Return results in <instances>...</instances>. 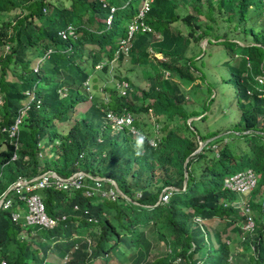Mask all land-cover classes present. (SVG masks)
<instances>
[{
	"label": "trees",
	"instance_id": "trees-1",
	"mask_svg": "<svg viewBox=\"0 0 264 264\" xmlns=\"http://www.w3.org/2000/svg\"><path fill=\"white\" fill-rule=\"evenodd\" d=\"M142 2L0 0V123L11 125L25 108L17 145L8 133L0 132V197L19 179L30 180L47 171L68 178L84 171L91 177L105 178L104 187L110 185L107 179L115 180L127 196L137 201H127L119 194L111 201L85 196L82 189L47 188L40 191L45 211L60 218L52 229L14 222V205L0 207V262L47 264L53 255L56 261L52 264H110L109 260L119 264H174L178 257L181 260L177 264H197L200 259L202 264H264V98L253 87L255 77L264 70V4L262 0H216L214 4L210 0H153L144 19L152 31L136 32L125 56L119 51V43ZM205 4L207 9L203 11ZM201 15L203 19L197 17ZM179 22L188 27V34L173 25ZM68 26L73 34L63 37L59 33L67 31ZM237 30L244 34L249 31L251 36L242 54L236 53L235 46L240 44L233 41L238 39L234 33ZM205 38L207 43L224 38L221 41L229 55L227 66L240 111L238 133L246 131L257 139L242 150L229 148V142L220 148L211 147L228 136L208 142L190 157L183 188V163L198 147L199 134L186 121L201 112H185L174 105V100L182 101L175 84L166 82L171 99L154 87L143 92L160 101V108L174 106L173 114L180 116L179 127L183 122L184 130L191 132L168 130L157 148L144 140L140 156L133 150L136 137L115 132L106 124L101 108L106 106L104 98L110 97L113 110L137 111L133 103L136 93L119 95L112 85L124 80L130 87L135 85L126 72L109 65L117 51L119 64L128 60L134 66L151 64V72H156L149 77L152 86L158 83L157 75L159 80L166 77L158 67L189 83L194 79L187 60L199 53L193 50L195 47H188L192 40ZM31 52L36 58L30 57ZM186 52L194 54L186 58ZM157 54L159 59L154 58ZM86 101L89 105L83 117L62 131L61 124L71 121L76 106ZM135 123L139 126L138 121ZM218 134L199 135L205 141ZM205 150H216L215 156L207 158ZM238 150L239 159L235 160ZM204 159L199 176L189 182L191 164ZM246 168L258 173L249 199L255 227L241 241L245 216L232 204L236 195L223 187V178ZM85 180L93 184L91 178ZM166 186L178 190H172L167 203L155 205ZM195 216L203 218L205 225L193 227ZM209 238L215 247L208 246L204 257L197 256L203 239L208 244ZM160 244L164 253L151 259L152 250Z\"/></svg>",
	"mask_w": 264,
	"mask_h": 264
},
{
	"label": "rangeland",
	"instance_id": "rangeland-1",
	"mask_svg": "<svg viewBox=\"0 0 264 264\" xmlns=\"http://www.w3.org/2000/svg\"><path fill=\"white\" fill-rule=\"evenodd\" d=\"M214 1V2H213ZM216 0H210V2L215 3ZM256 0H252V3H254ZM207 4H205L203 11H206ZM185 10H189L188 5L184 6ZM253 8L251 7V10ZM199 19H203V16H197ZM225 27V23H221ZM173 25H178L180 29L182 30L183 34H188L190 30L184 23H173ZM249 26V25H246ZM243 28V27H241ZM238 29V28H237ZM248 29V27H247ZM234 31L235 38L233 41L243 43L240 44V46H235L236 53L242 54L245 52L244 45H248L251 42V36L249 34V31L247 34H244L242 31ZM224 38H220L217 41L212 40L209 43H203V40H200L199 42L192 40L191 41V47H188V50H191L195 47V52H198L199 55L195 57H190L194 53L186 52L185 54L186 58L189 56V60H187V64L189 65L188 70L193 74V81L186 83L184 80H181L177 77L176 73L168 74L167 78H164L163 81L159 80L157 84L164 85L165 82H168L170 84H175L178 88V94H182V101L181 100H174V105L180 107L183 109H195L198 110V112H201V114L198 117L203 116L202 119H193L192 121H189L187 119L186 123L191 127V129L195 128L196 132H198L200 135H203L206 133V136H209L211 133L219 132L218 135L228 136V139L221 140L217 144L218 147H222L225 143H228L229 148H236L243 149L245 146L249 147L250 143H254L257 139V136L252 135L251 133H247L246 131H241L238 133L237 123L240 121V111L236 105V96H235V90L233 81L230 78L228 66H227V60L229 59V55L225 49L224 42L221 41ZM239 39L241 41H239ZM201 50H200V48ZM194 50V49H193ZM49 52L47 53V55ZM36 53L31 52L30 57H35ZM155 57V56H154ZM156 58V57H155ZM158 59V58H156ZM152 61H155L152 60ZM185 61L181 60V62ZM184 63V62H183ZM109 65L114 67V69L120 68V70L126 72L129 76V79H134L135 82L139 87H143L144 84L148 87L150 86L147 76V70L146 67L151 68L150 64L147 62L143 64L142 66H134L132 65L131 61L128 60L125 62V64L120 63L118 61H110ZM131 69V70H129ZM98 74V72H97ZM108 78V76H107ZM107 80V79H106ZM111 80V79H110ZM141 80V81H140ZM112 82L108 81V83ZM147 87V88H148ZM144 89L146 91V87L144 86ZM141 89L137 87V94H139V91ZM171 90L168 89L163 96H168L171 99V95H168ZM152 95L158 96L157 93L153 92ZM171 104V103H170ZM89 102H83L76 106L75 108V116L74 118L66 123L59 124L60 129L62 131L67 130L77 119H80L83 117L84 112L86 108L88 107ZM157 113L159 114V120L161 122V126L164 127L165 131L173 130L174 132H186L190 133L189 130H184V124L182 122V126L179 127V119L173 114L174 113V106L170 108H160V105L157 103ZM179 108V109H180ZM180 109V110H181ZM243 126V124L241 125ZM202 127V129L200 128ZM200 129V130H199ZM210 137H207V139ZM206 139V140H207ZM241 150H238V153L234 156V159H239V153ZM207 158H212L215 156L216 150H205ZM245 153V152H244ZM243 153V154H244ZM206 158V159H207ZM201 160L199 162L192 163L190 166V179L189 182L192 181V179L196 178L200 174V170L202 165H204L205 160ZM108 163V161H106ZM252 191H250L251 193ZM41 195V194H40ZM193 221V219H192ZM215 226L217 224H214ZM214 225L209 226V231H213ZM198 226V225H197ZM149 232V231H148ZM203 237V236H202ZM214 239V238H213ZM203 239V242L201 243V249L197 256L204 257V255L207 252L208 246H214L215 244L213 241H210V238L208 240V244H206V240ZM164 253V247L163 245L157 246L155 249L152 250L151 259L155 256H160ZM200 259L199 261H201ZM61 262V260H59ZM99 264H104L103 262ZM53 262H50L48 260L47 264H52ZM110 264H119L116 260H109ZM129 264V263H128Z\"/></svg>",
	"mask_w": 264,
	"mask_h": 264
},
{
	"label": "built area",
	"instance_id": "built-area-1",
	"mask_svg": "<svg viewBox=\"0 0 264 264\" xmlns=\"http://www.w3.org/2000/svg\"><path fill=\"white\" fill-rule=\"evenodd\" d=\"M153 0H143L142 5L138 11V14L135 18L128 21L126 25V37L120 41L119 51H121L125 56L129 55L130 42L134 37L136 32L148 33L151 32L152 29L146 22L144 21L147 12L149 11ZM264 4V0H262ZM111 13L115 12V7L110 8ZM110 15L107 18V23L111 22ZM63 37L67 35L73 34V29L71 26L67 27V31H61ZM118 51L115 53V60L118 59ZM236 56V55H235ZM98 67V66H97ZM255 83L253 87L257 91H261L258 93L259 97L264 98V70L262 73L258 74L255 77ZM114 86L116 89H125L128 87V83L126 81H115ZM248 93H252V91H248ZM107 97L104 98V102L106 103ZM1 103V96H0ZM39 103V101H37ZM24 109H21L15 121L9 126L0 125V130L2 132L8 133L10 138H14L17 145V138L19 127L22 123V118L24 115ZM106 119L108 122L112 124V127L115 130H123L125 128L132 135H138L141 137H145L135 126L132 124V116L129 112H123L121 115L114 114L111 110L106 111ZM261 126H264V122L261 123ZM262 141L264 142V131L262 132ZM150 145L156 146L157 139L151 138ZM13 159L16 158V153H14ZM88 176H84L81 173H77L74 177L68 178H55L54 174L51 175L49 172L44 173L40 179L35 180L29 184L21 185L20 181L17 182V185L12 190L13 196L4 199L2 202V206L4 208H9L13 202L15 203H23L25 204L26 212L24 215H21L19 211L12 210L11 211V219L14 222L22 221V224L25 226H40L46 229H52L55 227L60 221L59 217L49 216L45 211V206L42 201L41 196L38 194V190L47 189V188H56V189H82L86 196H100L102 198H107L111 201H115L118 193L115 188L110 183L109 186L104 187L102 181L98 179L93 180V184L86 182L85 178ZM90 178V177H89ZM258 182V173L253 168H246L239 170L233 174L226 175L223 178V187L228 190L230 193L236 195L235 200L232 202L237 208L240 210L241 214L245 216V222L243 223L242 230L243 232L240 235L241 241H243L246 236L254 230L255 224L252 218V210L250 208L249 199H250V191H252ZM172 194V190L163 191L161 194L160 202L167 203ZM140 197V194H137ZM230 203V202H229ZM74 209H77V206L74 205ZM64 219V216L61 217ZM192 226L196 225H205V220L199 216H195L192 221ZM228 242V241H227ZM170 251V249H168ZM181 260L178 257L174 264L179 263ZM231 261V257L229 258ZM0 264H7L6 260L2 259ZM198 264H202V261H198Z\"/></svg>",
	"mask_w": 264,
	"mask_h": 264
},
{
	"label": "clouds",
	"instance_id": "clouds-1",
	"mask_svg": "<svg viewBox=\"0 0 264 264\" xmlns=\"http://www.w3.org/2000/svg\"><path fill=\"white\" fill-rule=\"evenodd\" d=\"M159 56V54H157V57ZM113 60L114 61H117L118 59H116L115 60V55H114V58H113ZM112 60V61H113ZM169 72V71H168ZM169 74H170V72H169ZM173 74V73H172ZM166 78L168 77V74L166 73ZM179 78V77H178ZM124 81H126V80H124ZM127 83H128V87L127 88H125V89H116V92H118V94L119 95H126L127 96V94H128V92L130 93L128 96H130L131 95V93L133 92V93H136V95H133V97L134 96H136V99L134 98V106L137 108H135L137 111H135V112H133V111H129V110H127L126 108H121L120 110H117V111H115V110H113V108H111L110 107V101H111V98L110 97H107V101H106V106H104V107H102L101 108V110H102V112L104 113V118H105V122H106V124H108L111 128H113L112 127V124L110 123V122H108L107 121V119H106V111L107 110H111L114 114H116V115H121L123 112H129V113H131V116H132V119H133V121H132V124H134V126L142 133V134H144L145 135V137H141V136H138V135H132L129 131H128V129L127 128H125V129H123V130H115L114 128V131L115 132H122V131H124V132H127V133H130L132 136H134V137H136L135 139V142H134V148H133V150H134V152H135V154L137 155V156H140L141 155V153H142V151H143V144H144V140H147L148 141V143L150 142V139L151 138H156L157 139V144H156V146H152V145H150V143H149V145L152 147V148H157L158 147V145H159V143H160V141H161V137L163 136V134H165L166 133V131L164 130L165 128H164V122H163V127L161 126V124H160V122L158 121V113H157V111H156V106H157V103L159 104V102L160 101H158L157 99H155V97H154V101L153 102H149V101H147V99L149 98V96L147 95V94H144V92L143 91H145V89H141L140 91H139V94H137V88H134V87H130L131 85H129V82L128 81H126ZM114 83H115V81L113 82V84L112 85H114ZM138 88H143V87H139L138 86ZM155 88V87H154ZM157 88H159L158 87V85H157V87H156V90L157 91H159ZM136 89V90H135ZM147 92H149L150 90L149 89H147L146 90ZM143 92V93H142ZM146 101V102H145ZM162 101V100H161ZM159 105H161V103L159 104ZM196 117H198V116H196ZM190 118H192V117H190ZM201 117H199L198 119H200ZM188 120H189V118H188ZM193 119H191V120H189V121H192ZM136 121H138L139 122V126L135 123ZM0 125H2L1 123H0ZM2 126H5V125H2ZM0 132H2L1 130H0ZM5 133V132H4ZM214 137V136H213ZM210 138H212V137H210ZM197 139H198V142H199V140H201L200 139V135L199 134H197ZM214 140V139H213ZM213 140H211V141H213ZM201 141H203V140H201ZM211 141H207V140H205V141H203L204 143H205V145L208 143V142H211ZM204 145V146H205ZM213 149H216V148H218V145L217 144H213L212 146H211ZM47 172H49L51 175H53L54 174V177L55 178H57L56 176H58V178H62V177H60L59 175H57L55 172L54 173H52V172H50V171H47ZM47 172H44V173H47ZM44 173H42V175L44 174ZM55 174H56V176H55ZM41 175V174H40ZM41 178V177H40ZM39 178V179H40ZM33 179V178H32ZM30 179V180H26V179H19L18 181H20V184H21V182L22 181H28L27 183H24L23 182V185H25V184H29V183H31V182H34L35 180H38V179ZM18 181H16L15 183H13L12 185H17V182ZM11 185V186H12ZM15 185V186H16ZM22 185V184H21ZM15 186L13 187V189L15 188ZM10 187V186H9ZM8 187V188H9ZM12 189V190H13ZM12 190H10L8 193H7V195L4 197V199H6V198H9V197H12L13 196V193L10 195L9 193L10 192H13ZM42 190H44V189H41V190H38V194L40 195V191H42ZM167 190H170V189H167ZM167 190H163V191H167ZM7 191V190H6ZM5 191V192H6ZM162 191V192H163ZM4 192V193H5ZM3 193V194H4ZM3 194H2V196H3ZM1 196V197H2ZM41 196V195H40ZM0 197V198H1ZM41 198H42V196H41ZM4 199H3V201H4ZM2 201V202H3ZM14 203L15 202H13V204L12 205H14ZM12 205L10 206V207H12ZM0 207H3L2 206V203L0 204ZM199 261V260H198ZM198 261H197V264H198ZM202 261V260H201Z\"/></svg>",
	"mask_w": 264,
	"mask_h": 264
},
{
	"label": "water",
	"instance_id": "water-1",
	"mask_svg": "<svg viewBox=\"0 0 264 264\" xmlns=\"http://www.w3.org/2000/svg\"><path fill=\"white\" fill-rule=\"evenodd\" d=\"M207 41H208L207 38L203 39V43L206 44ZM240 44L243 45V43H240ZM198 118H199V117H192V118H189V120H191V119H198ZM219 136H220V135H216V136H214V137L208 139V141H211V140H213V139H215L216 137H219ZM204 145H205V143H204L203 141L199 140V142H198V147H197V148H196V149L190 154V156H188V157L185 159V161H184V163H183V167H184L183 188H185L186 185H187V178H188L187 163H188L190 157L193 156V155H195L196 153L200 152L201 149L204 147ZM50 172H52V171H50ZM52 173H54V172H52ZM77 173H81V174H83L84 176H88V177H90L91 179L93 178V177L89 176L87 173H85L84 171H78V172L74 173L71 177H74ZM41 176H42V174H41V175H38V176H36V177H34L33 179H34V180H35V179H39ZM55 176H56V174H55ZM56 177L58 178V176H56ZM33 179H32V180H33ZM94 179H98V180H100V181H105V178H103V177H94ZM107 181H109V182L112 184V186L115 188V190L117 191V193H118L121 197H123V198L126 199L127 201H130V202H133V203L137 204V201L132 200L129 196H127V195H126V194L120 189V187L118 186V184H117V182H116L115 180L107 179ZM23 182H24V183H27L28 181H22V182H21L22 185H23ZM15 185H16V184H15ZM15 185L10 186V187L7 189V191L3 194V196L0 198V204L2 203L4 197L7 195V193H8L10 190H12L13 187H14ZM167 189H170V190H178L177 188H174V187H172V186H166L163 190H167ZM163 190H162V191H163ZM160 199H161V194L159 195V198H158V200H157V202H156L155 205H157V204L160 203Z\"/></svg>",
	"mask_w": 264,
	"mask_h": 264
},
{
	"label": "crops",
	"instance_id": "crops-1",
	"mask_svg": "<svg viewBox=\"0 0 264 264\" xmlns=\"http://www.w3.org/2000/svg\"><path fill=\"white\" fill-rule=\"evenodd\" d=\"M178 24V23H177ZM194 51H195V49H194ZM194 53V52H193ZM155 58V57H154ZM156 58H160V55H159V57H156ZM182 60V59H181ZM151 65V64H150ZM146 67V70H147V74L148 75H146L147 76V79H148V81L147 82H149V81H151V80H149V77H151L152 75H153V73L154 74H156V72H151V68H152V66H150L151 68H148L147 66H145ZM159 68V70H160V74L162 75L163 73H167V74H169V70H165L163 67L162 68H160V67H158ZM169 71V72H168ZM171 74H172V72H170ZM167 76V75H166ZM157 77V82L159 81V78H158V75L156 76ZM166 78V77H165ZM133 82H134V88H136V86H137V83L135 82V80L134 79H131ZM164 80V79H163ZM163 80H161V81H163ZM141 81V80H140ZM154 82V81H153ZM165 82V84L164 85H162V84H158V87L159 88H157V89H159V91L161 92V94L163 95L164 94V90L167 92V90L168 89H170V85H168L167 83H166V81H164ZM151 82H149V84H150ZM152 84L153 83H151L150 84V86L148 87L147 85H145L144 84V86L146 87V90L147 89H149L150 91H151V88H153V87H155V89H156V87H157V84L156 85H153L152 86ZM170 84V83H169ZM144 86H143V88H140V89H144ZM148 87V88H147ZM171 90V89H170ZM170 95H171V97H173V95H172V91L170 92ZM149 96V95H148ZM147 101H149L150 103L151 102H153L154 101V97L153 96H149V98L147 99ZM146 102V101H145ZM185 110V112H189L190 110H192V109H184ZM176 117L178 118V119H180V116H179V114H177L176 115ZM192 117H196V116H192ZM158 121L160 122V120H159V116H158ZM165 122V121H164ZM160 124H161V122H160ZM201 129H202V127H200ZM200 130V129H199ZM206 135V133L205 134H203V136H205ZM208 139H210V138H208ZM208 139H207V141H208ZM90 183V182H89ZM53 189H56V188H53ZM62 190H67V189H62ZM69 190V189H68ZM83 193H84V190H83ZM84 195H85V193H84ZM86 196V195H85ZM91 197H97V196H91ZM100 197V196H99ZM42 201H43V198H42ZM43 203H44V201H43ZM45 206V205H44ZM14 208H15V210H17V211H19V213L21 214V215H24L25 214V212H26V209H25V204H23V203H14ZM214 224H217L216 222H214ZM40 227V226H39ZM48 260L50 261V262H55L56 261V259H55V257L53 256V255H50L49 256V258H48Z\"/></svg>",
	"mask_w": 264,
	"mask_h": 264
}]
</instances>
